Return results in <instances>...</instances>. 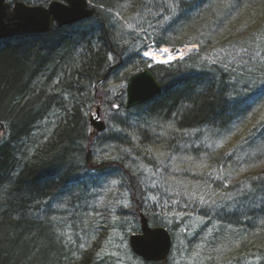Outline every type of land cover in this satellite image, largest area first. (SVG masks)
<instances>
[{
	"label": "rangeland",
	"instance_id": "rangeland-1",
	"mask_svg": "<svg viewBox=\"0 0 264 264\" xmlns=\"http://www.w3.org/2000/svg\"><path fill=\"white\" fill-rule=\"evenodd\" d=\"M13 1L47 5L54 0L9 2ZM88 1L107 11L101 12V19L114 33L116 53L108 59V78L93 85L92 95L77 97L82 88L71 89L62 83L76 66L70 67L66 57L63 67L68 70L54 74L52 83L44 79L46 94L56 95L57 103L66 110L53 106L19 148L21 161H28L54 141L67 113L72 117L81 110L89 125L91 111L101 106L107 130L97 133L90 125L87 128L83 152L75 156L78 180L70 181L71 187L47 200L37 213L57 247L51 251L53 258L62 257L57 264H260L261 248L244 238L242 230L229 223V216L243 208L240 193L264 177V101L254 104V112L247 117L219 129H183L174 120L147 115L142 107L125 110L123 105L132 75L156 69L158 73L153 74L159 81L174 76L168 70L174 65L158 69L143 58L149 46L188 51L189 55L175 64L185 75L201 65L223 66L221 62L233 61L239 73L234 78L239 83L233 100L253 97L252 90L261 99L264 0L254 9L245 7L239 17L226 13V21L213 18L189 32L173 25L183 18L180 13L192 0H183L182 10L167 22L162 19L166 9L155 6L161 5V0H108L114 4L112 9ZM227 1L220 0V4ZM129 22L135 30L127 27ZM94 24L99 26L97 21ZM246 40L250 48L242 45ZM80 54L82 49H77L69 56L78 59ZM117 104L121 108L115 109ZM135 197L141 202H135ZM141 211L151 227H164L172 234L173 249L165 263H146L130 249L129 236L141 229Z\"/></svg>",
	"mask_w": 264,
	"mask_h": 264
},
{
	"label": "trees",
	"instance_id": "trees-1",
	"mask_svg": "<svg viewBox=\"0 0 264 264\" xmlns=\"http://www.w3.org/2000/svg\"><path fill=\"white\" fill-rule=\"evenodd\" d=\"M92 2L108 9L114 7L108 0ZM212 3L213 6L208 7L207 3L202 5V0L189 1V8H183L180 13L183 18L173 27L189 32L213 18L223 22L227 20L226 13L239 17L245 7L254 9L263 0L227 1L226 5L235 7L222 6L220 0H212ZM155 6L158 10L161 7L159 3ZM101 12L107 13L96 8L94 16L86 21L43 35L0 42V132L7 134L6 138H0V264H57L62 260L58 255L53 258L51 251L57 247L46 227L38 221L37 213L47 200L71 187L70 181L78 180L77 174L74 175L75 156L83 152L88 122L82 111L75 108L78 113L72 117L67 113L61 120L62 124L52 138L54 141L42 150L38 149L28 161H21L19 148L37 122L44 119L58 102L56 95L46 94L44 79L52 83L54 74L63 69L67 71L68 68L63 67L67 58L70 67L76 66L69 68L71 74L62 83L69 84L71 89L82 88L78 89L77 97L83 93L92 95L93 85L108 78V59L116 51L114 33L101 19ZM95 21L99 26L94 24ZM242 45L251 47L249 40L242 41ZM77 49H82L78 59L69 56ZM221 64L223 66L212 64L209 67L206 63L207 66L187 71V75L179 66L175 67L178 64L172 65V70L157 66L158 69L167 68L174 76L172 80H160L163 91L138 107H142L147 115L174 120L183 129L228 127L237 118L254 112V104L264 101V94L260 99V94L252 90L253 97L245 95L244 99L233 100L239 83L234 78L239 77V73L234 70L237 68L233 61ZM225 66L227 70L223 69ZM151 71L158 73L156 69ZM57 108L66 110L61 105ZM240 195L243 208L230 214L229 223L261 248L260 264H264V177L253 181V185ZM134 200L141 202L140 197Z\"/></svg>",
	"mask_w": 264,
	"mask_h": 264
},
{
	"label": "water",
	"instance_id": "water-1",
	"mask_svg": "<svg viewBox=\"0 0 264 264\" xmlns=\"http://www.w3.org/2000/svg\"><path fill=\"white\" fill-rule=\"evenodd\" d=\"M87 0L52 1L47 6L27 5L24 2L0 0V41H6L26 35L47 34L53 28L87 20L94 16ZM162 91V86L149 70H143L130 77L127 84L126 110L154 99ZM115 109L119 105L114 106ZM94 131L106 130V123L101 119V107L93 109L89 119ZM3 133L0 132V137ZM141 232L132 233L129 244L132 251L145 262L167 260L172 250V237L165 228H152L143 212L140 213Z\"/></svg>",
	"mask_w": 264,
	"mask_h": 264
},
{
	"label": "snow or ice",
	"instance_id": "snow-or-ice-1",
	"mask_svg": "<svg viewBox=\"0 0 264 264\" xmlns=\"http://www.w3.org/2000/svg\"><path fill=\"white\" fill-rule=\"evenodd\" d=\"M181 2H182V0H161V5H160L161 8L166 9V11H167V15H162V19L167 22V21H170L174 16H176L178 14V10H182L181 9ZM204 3H207L208 7L213 6L212 0H202V5ZM202 5H199L198 7H200ZM225 7H235V5L229 4V5H225ZM158 14H160L159 11H158ZM132 19L136 20L137 18L134 17ZM127 27L129 29L135 30V25L131 22L127 23ZM150 47L151 46H149V49H150ZM163 54H167L169 60H171L173 58L171 56V54L168 52V49H163ZM177 54L183 56V53L180 52L179 50H177ZM143 56L149 57L152 61H155L158 63L161 62L158 60L156 53L152 52L151 50H145L143 52ZM214 62L215 61H213V63ZM149 66H151V65H149ZM261 83L264 84V81H261Z\"/></svg>",
	"mask_w": 264,
	"mask_h": 264
},
{
	"label": "bare ground",
	"instance_id": "bare-ground-1",
	"mask_svg": "<svg viewBox=\"0 0 264 264\" xmlns=\"http://www.w3.org/2000/svg\"><path fill=\"white\" fill-rule=\"evenodd\" d=\"M163 49H168V52L173 57L171 60L168 59V55L167 54H163ZM146 50H151L152 52H155L156 55H157L158 60L161 61V62L158 63V62L152 61L149 57H145V56L142 55L143 58L146 59V60L154 62L156 64V66H163V67H168V66H170L172 64H175L176 62L185 59L189 55L188 51L179 50L180 52L183 53V56H181V55L177 54V52H173L172 49L167 47V46H164L161 49L160 48H155V47H150V49L148 48ZM54 105H55L56 108L59 107L58 103H55ZM90 115H91V113H90ZM89 119H90V116H89Z\"/></svg>",
	"mask_w": 264,
	"mask_h": 264
}]
</instances>
